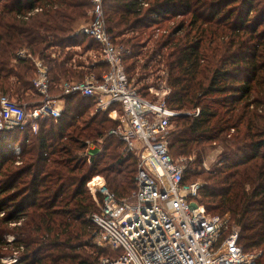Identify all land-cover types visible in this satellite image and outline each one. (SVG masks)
I'll use <instances>...</instances> for the list:
<instances>
[{
	"label": "trees",
	"instance_id": "obj_1",
	"mask_svg": "<svg viewBox=\"0 0 264 264\" xmlns=\"http://www.w3.org/2000/svg\"><path fill=\"white\" fill-rule=\"evenodd\" d=\"M91 9L92 0H0V93L38 101L29 95L35 70L18 58L21 50L46 64L52 92L84 79L73 60L95 47L77 35ZM104 11L109 35L130 51L129 76L140 60V71L163 66L169 107L199 110L177 118L169 139L173 158L189 159L186 183L200 178L208 214L229 215L244 251L264 254V0H104ZM64 101L62 118L41 122L37 134H0V260L12 248L17 264H98L121 254L95 244L98 207L87 185L102 176L118 201L130 200L137 158L109 136L118 126L109 112L92 116L95 103L80 96ZM89 142L100 150L92 157ZM16 145L20 165L10 148ZM216 150L219 160L207 171Z\"/></svg>",
	"mask_w": 264,
	"mask_h": 264
},
{
	"label": "built area",
	"instance_id": "obj_2",
	"mask_svg": "<svg viewBox=\"0 0 264 264\" xmlns=\"http://www.w3.org/2000/svg\"><path fill=\"white\" fill-rule=\"evenodd\" d=\"M89 16V23L81 26L77 35L93 41L95 47L84 54L95 50L99 60L88 68L79 66L90 72L82 80L65 81L59 97L51 95L46 64L28 50L18 52L19 59L34 67L32 84L39 100L31 106L0 93V134L27 129L37 134L41 122L62 118L64 99L72 96L94 102L92 116L109 112V117L118 122L109 136L123 143L126 156L137 158L136 192L130 200L118 201L102 176L88 183L98 207L91 216L98 229L95 243L121 252L118 257L101 258L98 264H259L263 252L244 251L240 229L231 226L229 215L208 214L201 203L202 184L186 183L188 159L171 155L169 139L174 121L198 116L199 110L184 113L171 109L168 98L172 90L166 81L162 94L156 93L153 100L141 95L124 62L130 51L115 43L108 33L104 0H92ZM73 49L83 50L80 46ZM100 65H105L107 71L97 75L94 70ZM10 148L20 165L21 148ZM99 151L89 142V157ZM17 262L15 255L11 263Z\"/></svg>",
	"mask_w": 264,
	"mask_h": 264
},
{
	"label": "rangeland",
	"instance_id": "obj_3",
	"mask_svg": "<svg viewBox=\"0 0 264 264\" xmlns=\"http://www.w3.org/2000/svg\"><path fill=\"white\" fill-rule=\"evenodd\" d=\"M172 24L173 23L165 24L166 30H168L167 26H172ZM139 58H141V57H139ZM96 59L99 60V57H98V54L95 50L90 52L89 54H84V55L82 54L80 56L76 55L74 57V60H73L75 62V63H73V65H74L73 68H74L75 72H80L81 73L80 75H83V73H88V70L87 69H80L79 66L83 65V66H85V68H88L89 66H91L93 64V62ZM144 64H145V61L140 60L139 66H137L135 69V74L132 73L131 75L134 76V82H137V88L140 90L141 95H143L144 97H146L149 100H153L156 93L162 94V92H163L162 89H165L164 81H166L167 75L164 72L165 69L163 66H161L160 69L155 73H153V70H150V69L147 70V72H145L144 70L140 71V69L142 68V66ZM153 66L154 65H152V67ZM82 70H84V72ZM138 74H140V76L142 77L140 79V81H138L139 80ZM150 89L153 90V93L150 92ZM156 90H158V92H156ZM30 94L35 95V91L34 90H33V92L30 91L29 95ZM51 95L54 97H59L60 93L54 91V92H51ZM36 99H38V98H36ZM25 103H27V102H25ZM64 110H65V101H64ZM219 155H220L219 150L209 151L208 158L204 164L205 170L209 171V170H212L214 168V166L217 164V162L219 160ZM179 158H183V157H179ZM176 159H178V158H176ZM195 159H196L195 157L191 158V160H195ZM189 168H190V164L188 163V169ZM190 179H192L193 181L190 180L189 181L190 183H188V184H192V183L204 184L200 178L192 177ZM10 228H13V226H10ZM7 238H8L7 240H10L11 238H13V236L7 235ZM95 244H97V243H95ZM9 252L11 253L12 257L11 256L3 257L0 260V264H14V263H11V259L13 258V256L17 255L18 258L20 256V253L16 252L14 248H12V251L10 250ZM15 264H17V263H15Z\"/></svg>",
	"mask_w": 264,
	"mask_h": 264
}]
</instances>
